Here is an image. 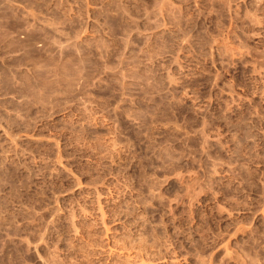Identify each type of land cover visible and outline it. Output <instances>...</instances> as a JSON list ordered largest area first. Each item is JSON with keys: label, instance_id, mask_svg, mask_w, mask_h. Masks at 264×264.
<instances>
[{"label": "rangeland", "instance_id": "374dc122", "mask_svg": "<svg viewBox=\"0 0 264 264\" xmlns=\"http://www.w3.org/2000/svg\"><path fill=\"white\" fill-rule=\"evenodd\" d=\"M0 264H264V0H0Z\"/></svg>", "mask_w": 264, "mask_h": 264}, {"label": "bare ground", "instance_id": "6f19581e", "mask_svg": "<svg viewBox=\"0 0 264 264\" xmlns=\"http://www.w3.org/2000/svg\"><path fill=\"white\" fill-rule=\"evenodd\" d=\"M144 242V241H143Z\"/></svg>", "mask_w": 264, "mask_h": 264}]
</instances>
